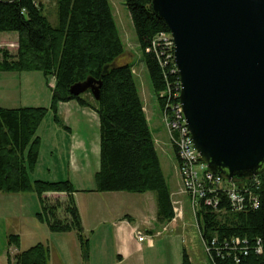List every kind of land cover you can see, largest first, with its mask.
<instances>
[{"label": "trees", "instance_id": "16d2710c", "mask_svg": "<svg viewBox=\"0 0 264 264\" xmlns=\"http://www.w3.org/2000/svg\"><path fill=\"white\" fill-rule=\"evenodd\" d=\"M135 30L142 59L155 95L174 83L177 75L170 73L169 64L161 65L151 47L152 38L168 31L163 19L154 14L151 0H124ZM58 21L53 25L43 13L40 0H0V32L16 31L17 49L14 54L0 49V70H40L54 79L53 107L56 102L75 100L79 105L93 108L99 120V168L95 172L93 191H152L156 197L157 218L164 222L174 215L170 189L161 168L154 138L143 110L132 64L123 59L124 46L108 0H56ZM104 66L107 72L103 73ZM88 76L101 79L99 99L89 90L85 96L72 95L70 86ZM158 101L160 97H157ZM162 104L161 101H159ZM44 107L0 106V192L33 191L41 198L37 218L52 231H75L83 252L88 240L73 193L77 190L68 180L31 181L28 168L37 159L34 136L45 115ZM176 151V149H175ZM177 155V154H176ZM261 184L257 190L259 206L255 209L232 211L226 199L213 212L200 207L197 224L201 239H216L217 245L231 244V239H246L251 246L246 254L239 248L214 252L210 264H264V169L258 174ZM236 181L240 179L234 178ZM45 192L65 193V200L49 201ZM62 208V216L59 210ZM261 244V253L255 245ZM19 236L10 234L8 245H17ZM87 256V255H85ZM49 247L36 243L25 250L7 256V264H48ZM182 264H191L185 248Z\"/></svg>", "mask_w": 264, "mask_h": 264}, {"label": "rangeland", "instance_id": "374dc122", "mask_svg": "<svg viewBox=\"0 0 264 264\" xmlns=\"http://www.w3.org/2000/svg\"><path fill=\"white\" fill-rule=\"evenodd\" d=\"M40 2L43 13L55 25L58 21L56 0H40ZM108 2L124 46V54L120 62L127 59L132 64L131 71L137 83L142 104L146 107L150 131L153 138L163 142L166 148L162 152L157 146L162 171L169 189L178 190L180 179L176 168L177 159L167 136L162 106L159 102L161 99L158 101L159 95H155L152 90L129 11L124 0H108ZM0 49L14 54L17 49V39L7 38L0 41ZM53 80V78L47 79L40 70H0V106L46 108L45 115L34 133V136L38 137L37 159L35 164L28 168L31 181L68 180L76 190H90L92 185H96L95 172L99 165V153L98 151L95 153V147H93L99 144L98 116L91 108L76 102L73 104L78 109L62 103L64 101L56 102L53 107L51 90L54 85ZM86 94L84 92L81 96ZM83 142L87 146L86 150H82ZM73 144L77 146V151L71 152L70 147ZM76 164L77 167H75ZM78 171L83 173H78ZM123 192L129 195L126 197L125 205L120 204L122 206L119 208L126 211L134 210L131 202L141 195L128 193V191ZM19 194H21L20 217L0 223V255H2L0 264H2L3 256L7 264L8 255L13 256L14 253L25 250L36 243H43L49 247L48 264H115L116 255L111 245V230L108 233L106 230H101L96 238L84 230L83 233L88 240V250L85 253L75 231H52L45 222L37 218L36 213L41 209V198L37 193L25 191ZM84 196L79 192L78 201L81 202ZM51 197L49 201L53 203L57 198L60 201L63 200L60 196ZM101 198L102 206L113 205V203H108L107 197ZM138 200L139 198L136 199ZM181 200L180 205L175 202L180 226V229L175 231L181 234L177 242L181 248H185L191 264H210L189 200L182 195ZM59 214L62 216V208ZM16 216H18L17 213ZM10 234L19 236L17 245H8L7 237ZM169 244L165 234L156 237L153 247L133 255L132 264H180L181 248L179 247L175 252Z\"/></svg>", "mask_w": 264, "mask_h": 264}, {"label": "water", "instance_id": "95a60500", "mask_svg": "<svg viewBox=\"0 0 264 264\" xmlns=\"http://www.w3.org/2000/svg\"><path fill=\"white\" fill-rule=\"evenodd\" d=\"M174 42L179 101L193 144L228 180L264 169V0H151ZM107 72L104 66L103 73ZM101 79L69 92L99 99Z\"/></svg>", "mask_w": 264, "mask_h": 264}, {"label": "built area", "instance_id": "2783aa9c", "mask_svg": "<svg viewBox=\"0 0 264 264\" xmlns=\"http://www.w3.org/2000/svg\"><path fill=\"white\" fill-rule=\"evenodd\" d=\"M151 47L157 58L161 60L162 67L165 64L170 65L168 70H165V78L166 71L177 75V81L174 83L166 82V87L160 91L159 97L162 101V113L169 140L176 149L180 176L179 193L188 198L195 219L197 220V211L200 207L208 208L213 212H224L220 208L223 199H226L232 211L257 208L260 177L256 175L240 179V181L228 180L223 174L208 168L193 144L179 101L180 81L174 63V42L171 34L168 31L158 32L151 40ZM135 233L137 241L141 242L146 239L143 231L135 230ZM202 241L210 260H213L214 252L219 256L223 249L238 248V243H242L239 248L243 254H246L251 247L246 239L239 241L232 238V245L224 242L221 246L217 245L215 238L208 242L203 239ZM261 251V244L257 240L255 252L261 253Z\"/></svg>", "mask_w": 264, "mask_h": 264}, {"label": "crops", "instance_id": "0c3cea01", "mask_svg": "<svg viewBox=\"0 0 264 264\" xmlns=\"http://www.w3.org/2000/svg\"><path fill=\"white\" fill-rule=\"evenodd\" d=\"M10 32L16 31H2L0 32V41L8 39H17L18 34H8ZM17 33V32H16ZM54 82V80H53ZM75 100L64 101L62 103H66L73 109H78L75 104ZM77 103V102H76ZM89 107V106H84ZM91 108V107H89ZM95 113L96 111L91 108ZM143 110L146 115V107L143 105ZM97 114V113H96ZM98 116V115H97ZM146 118L147 115H146ZM148 120V119H147ZM167 136L169 139L168 130L166 128ZM153 136V135H152ZM155 148L157 146L164 152L166 150L164 143L160 142L157 138H154ZM84 148L82 150H86L87 146L85 142H83ZM95 147V153H99L100 149V141L98 146ZM71 152L77 151V146L75 144L70 147ZM176 159V151L172 146ZM72 156V155H71ZM172 165V164H171ZM173 166V165H172ZM77 167V164L75 165ZM96 167V171L98 170ZM177 173L178 171V159H177ZM78 173H83L78 171ZM180 181V180H179ZM95 185H92V189L83 190L77 189L76 192L73 193L74 200L79 212V217L81 220V225L83 227V231L86 230L90 232L91 236L96 238V235L101 230H106L107 233L109 230L112 232V241L111 245L116 255L115 264H132L131 261L133 255L135 253H140L148 248L154 246L155 238L165 234L169 245L176 250L181 246L178 244L177 238L181 236V234L176 229L179 230L180 226L178 224V216L176 214V205L175 202H178L180 205L181 195L179 193L180 187L178 190H170V199L174 211V215L171 220L161 222L157 218V204L156 197L152 191H146L143 193H137L141 196L135 197L131 202L134 208L132 211H126L125 209H120L119 207L125 205L126 197L129 194H125L123 191H93ZM83 193L84 198L81 202L78 201V193ZM129 193V192H128ZM134 193V192H131ZM21 194L17 193H5L0 192V223L5 222L6 220L16 219L20 217L21 213ZM103 195V196H101ZM43 198H52L51 196L63 197L66 198V194L61 192H45L41 195ZM108 198V203H113V205H104L102 206V198ZM130 197V196H129ZM141 197V198H140ZM139 198L138 201L136 199ZM101 200V201H100ZM106 200V199H105ZM97 202V203H96ZM122 204V205H120ZM118 205V207H117ZM16 213L18 216H16ZM135 230L143 231L146 234V239L144 241H137ZM73 232V231H72ZM99 239V238H98ZM182 249L181 248V261L182 264ZM2 256V255H0ZM2 264H5V258L2 257Z\"/></svg>", "mask_w": 264, "mask_h": 264}]
</instances>
